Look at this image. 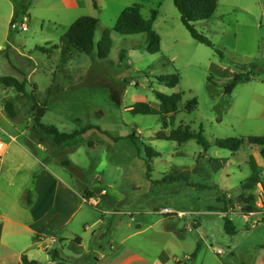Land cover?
Segmentation results:
<instances>
[{
    "label": "rangeland",
    "instance_id": "1",
    "mask_svg": "<svg viewBox=\"0 0 264 264\" xmlns=\"http://www.w3.org/2000/svg\"><path fill=\"white\" fill-rule=\"evenodd\" d=\"M135 4L146 19L155 12L158 48L146 34L113 30L121 11ZM13 9L12 0H0V77L28 81L27 91L46 102L42 124L61 132L87 129L60 145L30 130L31 142L42 144L47 160H52L49 167L82 195L90 188L96 193L103 189L110 197L105 202L95 197L97 206L87 199L91 202L84 201L71 223L78 228L83 212L102 219V224L86 229V245L87 236L95 235L103 249L111 243L116 250L129 231L141 229L123 245L139 249L151 263L159 259L160 264H264V222L250 227L237 205L240 184L250 175L251 165L264 189V147L245 141L230 151L212 144L215 139L264 136L263 1L218 0L210 18L195 23L214 48L191 37L172 0H32L17 18ZM22 15L28 18V29L12 30L10 22ZM81 16L98 20L94 50L90 55L73 51L63 60L53 46ZM106 30L111 48L101 58L97 44ZM252 64L258 65L252 79L226 93L227 80ZM170 75L178 77L176 86L158 81ZM157 92L181 94L178 112L166 127L158 115L129 110L136 102L156 106ZM193 97L197 106L188 111L186 103ZM8 100L20 117L14 124L24 127L30 117L31 128V102L0 85V115L6 116ZM180 126L202 129L211 143L207 150L194 140L178 143L155 137ZM147 148L158 155L149 157ZM67 160L69 166L64 165ZM163 207L183 215L161 214ZM224 217L233 222L234 234L224 229ZM48 244L59 247V242ZM34 252L41 262L50 259L43 249ZM3 254L0 249V257ZM16 260L5 256L0 264H17Z\"/></svg>",
    "mask_w": 264,
    "mask_h": 264
},
{
    "label": "crops",
    "instance_id": "2",
    "mask_svg": "<svg viewBox=\"0 0 264 264\" xmlns=\"http://www.w3.org/2000/svg\"><path fill=\"white\" fill-rule=\"evenodd\" d=\"M19 118L17 114L13 119L0 115V143L3 146L0 154V249L4 253L1 260L12 255L17 258V264H22L21 256L25 255L28 260H37L41 264H160L159 259L152 263L145 261L139 249L123 245L125 240L141 233V229L129 231L116 250L111 243L103 249V245L94 240L95 235L87 236L89 246L86 245L83 239L88 233L86 229L102 224V219L88 217L83 212L78 228L71 223L82 211L85 199L97 197L105 202L110 197L103 189L96 193L90 188L83 191L84 196L49 167L48 162L52 160H47L48 151L41 143L31 142L28 131L31 118L27 117V125L21 128L14 124ZM28 188L32 191L30 205L23 202V194ZM112 201L116 203V200ZM48 241L59 242L57 249L63 259L52 261L50 258L45 262L35 259L34 251L43 249L50 256L49 252L56 249ZM67 253L72 254L74 260Z\"/></svg>",
    "mask_w": 264,
    "mask_h": 264
},
{
    "label": "trees",
    "instance_id": "3",
    "mask_svg": "<svg viewBox=\"0 0 264 264\" xmlns=\"http://www.w3.org/2000/svg\"><path fill=\"white\" fill-rule=\"evenodd\" d=\"M13 1V18H17L19 14H24L32 0H12ZM263 9H264V0ZM175 8L177 9L180 20L185 29L189 32L191 37L196 41L213 47L212 42L201 32L195 28V23L199 21L208 20L216 10L218 6V0H172ZM155 17V12H153L151 19L144 18L140 13V6L135 4L124 8L119 14L113 30L117 33L123 35L129 34H146L153 41L155 48L159 45V35L154 31L153 20ZM98 20L91 16H81L77 18L68 28L67 32L63 35L60 43L54 45L53 48H59L62 59H68L72 56L73 51L82 52L85 54H92L94 50V33ZM99 57H105L111 48V38L109 35V30L104 32L102 39L97 44ZM217 53H221L216 50ZM257 64H252L251 69L247 71H240L233 74L229 78L226 85V93H231L234 87L242 82H247L252 79L258 69ZM211 79V78H210ZM160 83H164L167 86L174 87L178 83V77L176 75L161 76L158 78ZM28 81L18 80L11 76L0 77V85L5 88H11L16 93L22 95L28 101L31 102V115L33 119V126L28 127V131L33 130L37 133L40 132L43 135L50 136L55 145L64 144L65 142L76 138L78 135L87 130L86 128L82 131H72V132H61L56 127L52 125H44L41 123V117L46 111V102H40L39 99L33 92H28L26 85ZM33 88L35 84L31 83ZM158 98V104L156 106L150 105L146 102H136L132 104L129 108L130 112L133 114H149L158 115L163 122L164 127L172 124L175 114L178 112V104L181 100V94L172 93L170 95L156 93ZM197 106V99L195 97L189 99L186 103L185 109L191 111ZM4 111L6 115L13 119L15 118L17 112L15 110V104L11 101H6L4 103ZM94 128L90 127L89 129ZM156 138L164 140H172L178 143H183L189 140H194L197 144L201 145L204 150H207L211 144L203 133L202 129L198 132L192 131L187 126H180L176 129H171L169 131H159L155 133ZM131 139L135 142L134 135H131ZM247 141L249 144L258 145L264 147V136H249L246 139L243 137H229L225 139H215L212 144L220 149H227L230 151H237L244 142ZM149 157L158 155L151 148H147ZM264 156V149L261 151ZM64 165H69V161H65ZM149 177L150 164L147 165ZM165 179V178H164ZM261 183L260 174L256 170L255 166L251 165L250 175L245 178L240 184L241 195L237 200L239 210L241 213H247L255 209L256 193L255 189L257 185ZM86 195V194H85ZM23 202L26 205L32 204V191L28 188L23 194ZM235 208V206H234ZM264 222V219L261 221ZM224 229L229 234H234L236 232L233 222L229 218L224 217ZM52 261L57 259H63L59 249H54L49 252ZM22 264H41L37 260H28L25 255L21 256Z\"/></svg>",
    "mask_w": 264,
    "mask_h": 264
},
{
    "label": "built area",
    "instance_id": "4",
    "mask_svg": "<svg viewBox=\"0 0 264 264\" xmlns=\"http://www.w3.org/2000/svg\"><path fill=\"white\" fill-rule=\"evenodd\" d=\"M27 16L26 15H22L21 19L19 21L16 20H12L10 22V28L12 30H19V31H26L28 29L27 27ZM2 144L0 143V154L2 152ZM91 200V199H89ZM87 199H85L84 201L86 202H91ZM92 204L96 205V200L92 199ZM159 213L161 214H176L178 216H182L183 213L181 211L179 212H175L174 210L168 208V207H163L161 209H159ZM247 215H244L245 217V221L248 225H250V227H255L257 226L263 219H264V189L260 186L257 185V192H256V200H255V209L252 211H249L247 213H244ZM253 219L252 221H250L251 219ZM53 241H55V239H53Z\"/></svg>",
    "mask_w": 264,
    "mask_h": 264
}]
</instances>
